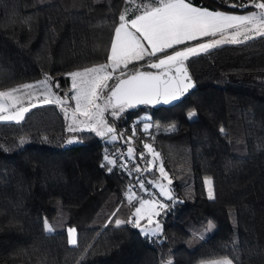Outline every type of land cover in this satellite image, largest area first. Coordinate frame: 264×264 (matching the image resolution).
Wrapping results in <instances>:
<instances>
[{"label":"trees","instance_id":"obj_1","mask_svg":"<svg viewBox=\"0 0 264 264\" xmlns=\"http://www.w3.org/2000/svg\"><path fill=\"white\" fill-rule=\"evenodd\" d=\"M191 2L226 13L255 9L229 6L250 0ZM125 6L124 0H0V90L47 74L59 82L54 92L70 96L66 74L107 62ZM135 66L155 71L145 61ZM186 66L194 87L174 104L139 105L118 119L106 113L122 141L68 131L55 105L33 108L19 123L0 121V264H195L218 257L264 264V38L219 46ZM143 114L176 129L144 132L137 123ZM70 135L77 142L66 144ZM144 143L160 153L176 200L161 199L169 208L156 217L158 236L127 223L134 207L124 193L131 188L140 196L138 179L148 185L149 172L135 171L146 168L139 157ZM128 146L135 159L124 162ZM106 153L117 161L108 165L111 172L101 167ZM45 218L54 231H44ZM67 227L76 229V245L67 242Z\"/></svg>","mask_w":264,"mask_h":264},{"label":"snow or ice","instance_id":"obj_2","mask_svg":"<svg viewBox=\"0 0 264 264\" xmlns=\"http://www.w3.org/2000/svg\"><path fill=\"white\" fill-rule=\"evenodd\" d=\"M125 7L118 16V24L114 28V38L111 40L110 53L107 62L74 70L66 75L71 78V96L67 93L62 97L53 91L58 88L50 83L51 77L34 84H21L7 90H0V121H16L24 119L31 109L43 105H55L63 112L68 121V131H84L94 133L109 142H115L123 133H118L113 124L109 123L106 113L113 119H118L126 109L136 108L139 105L169 104L178 101L194 82L189 74L186 62L202 53H208L222 45H238L257 37L264 38V0H250V4H230V7H254L258 11H251L246 15L228 14L194 6L191 0H124ZM135 4V9L127 5ZM131 13V15H130ZM208 38V39H204ZM202 41L191 44L190 42ZM145 61L147 68L155 71H142L135 66V62ZM133 65L134 70L129 69ZM119 75H115L116 73ZM109 81H114L109 84ZM28 99L25 106L24 100ZM74 101V107L69 105ZM14 109V111H11ZM196 112L188 113L192 119ZM150 120L144 117L142 121ZM153 125L143 122V131L148 132ZM175 131V125L170 128ZM224 129L221 128V132ZM128 137L129 143L135 137ZM23 143V140L21 141ZM73 143V140H68ZM144 149L153 155L148 161V167L141 169L136 165V172H151L157 167L155 160L160 157L149 143L143 144ZM129 160L135 159V149L129 146L122 154ZM140 159H145V153H139ZM103 160L108 165L116 166V159L107 153ZM121 164L120 167H125ZM111 172L112 168L108 167ZM161 181H149L158 190L160 197L167 201L176 202L170 185L173 183L161 161L158 166ZM207 186L208 199H215L213 182L210 178L204 179ZM138 185L150 198L126 193L127 201L133 205L134 212L127 223L141 228V220L147 222V227L141 228L146 236L162 234V224L156 219L169 208V204L157 198L155 193L149 192L143 179H138ZM133 201L136 203L133 204ZM118 211V209H117ZM116 225L124 223L115 221ZM45 232L54 231L47 218L43 221ZM68 243L77 244L76 229L68 228ZM210 264H233L228 257L211 261Z\"/></svg>","mask_w":264,"mask_h":264},{"label":"rangeland","instance_id":"obj_3","mask_svg":"<svg viewBox=\"0 0 264 264\" xmlns=\"http://www.w3.org/2000/svg\"><path fill=\"white\" fill-rule=\"evenodd\" d=\"M206 40V39H205ZM199 42H202V41H196V42H193V43H190V45L189 46H191V44H195V43H199ZM89 67V66H88ZM80 69H82V68H80ZM77 70V69H76ZM72 71H74V70H72ZM72 71H70V72H72ZM70 72H68V73H70ZM114 75H119V73L117 72L116 74H114ZM68 77V76H67ZM44 78H42V79H39V80H36V81H40V80H43ZM36 81H33V82H27L28 84H34ZM68 81H69V94H70V96H71V91H70V88H71V78L70 77H68ZM22 84H25V83H22ZM19 85H21V84H18V85H15V86H12V87H10V88H13V87H17V86H19ZM7 89H9V88H6V89H4V90H7ZM61 96V95H60ZM62 97H63V95H62ZM24 103H25V105H27L28 104V99L27 98H25V100H24ZM69 105L71 106V107H74L75 105H74V101H71L70 103H69ZM106 116H107V114H106ZM144 117H147L145 114H143V115H141L139 118H141V119H143ZM143 122H147V121H143ZM143 122H142V127H143ZM68 121H66V128H68ZM151 124L153 125L151 128H150V131H151V133H161V132H168V130H170V128H171V126L172 125H175L174 123H170V124H166V125H163V124H158V123H155V122H151ZM175 129H176V125H175ZM73 140V143H75V142H77V139L75 138V137H73V136H68L67 138H66V141H65V143L66 144H69L68 143V140ZM118 140L119 141H122V138H119L118 137ZM72 144V143H71ZM129 147V146H128ZM127 147V148H128ZM127 150V149H126ZM126 150L125 151H122L121 153L122 154H124V153H126ZM145 151V153H146V157H145V167H148V161H150V160H153V155L152 154H150V153H148L147 152V150L145 149L144 150ZM122 154H120L121 156H122V158H123V160H124V162H127V158H126V156H124V155H122ZM155 163H156V165H157V167L156 168H154L153 170H154V175H151V172H149V178H147L146 179V181L147 182H149V181H158V182H162V183H165V184H167V181H161L160 180V174H159V171H158V166H159V159H156L155 160ZM150 186H152L153 188H155V194L157 195V198L158 199H164V197H160L159 195H158V192H159V190L153 185V184H150V183H148V185L147 186H145L148 190H149V192H151L150 191ZM204 187H205V192H206V195L208 196V193H207V186L204 184ZM129 189H131V188H128L127 190H126V192L124 193L125 194V197H126V193H128V190ZM141 190V189H140ZM131 192L132 193H135L134 192V190L132 189L131 190ZM141 195L140 196H143L144 198H150L149 196H147L145 193H144V191L143 190H141ZM133 212H134V209H133ZM132 216V215H131ZM130 216V217H131ZM129 217V218H130ZM129 218H128V220H129ZM148 225H147V222L145 221V220H141V228H143V227H147ZM68 228H70V227H67L66 228V238H67V242H68V233H67V229ZM141 228H139L140 230H141ZM211 228H212V225L210 224V225H208V227L206 228V231H210L211 230ZM142 232V231H141ZM202 232H204V231H202ZM202 236L204 235V233H200ZM220 258H223V257H218V258H211V259H203V260H199V261H197L195 264H210V262L211 261H214V260H218V259H220Z\"/></svg>","mask_w":264,"mask_h":264},{"label":"crops","instance_id":"obj_4","mask_svg":"<svg viewBox=\"0 0 264 264\" xmlns=\"http://www.w3.org/2000/svg\"><path fill=\"white\" fill-rule=\"evenodd\" d=\"M251 11H258L257 9H252V10H249L247 12H244V13H228V14H236V15H246L248 14L249 12ZM226 13V12H224ZM117 25V24H116ZM115 28V27H114ZM114 38V29H113V32H112V35H111V39H110V44H109V47H108V52H107V55L110 53V45H111V40ZM205 39H208V38H205ZM27 106V105H25ZM11 111H14V109H12ZM171 130H168V132H170Z\"/></svg>","mask_w":264,"mask_h":264},{"label":"water","instance_id":"obj_5","mask_svg":"<svg viewBox=\"0 0 264 264\" xmlns=\"http://www.w3.org/2000/svg\"><path fill=\"white\" fill-rule=\"evenodd\" d=\"M142 71H145V70H142ZM190 74V73H189ZM193 81V80H192ZM114 83V82H113ZM112 83V84H113ZM192 89V88H191ZM191 89H189V91L191 90ZM175 102H177V101H174V102H172V103H169V104H163V103H161V104H158V105H147V106H149V107H158V106H169V105H172V104H174Z\"/></svg>","mask_w":264,"mask_h":264},{"label":"flooded vegetation","instance_id":"obj_6","mask_svg":"<svg viewBox=\"0 0 264 264\" xmlns=\"http://www.w3.org/2000/svg\"><path fill=\"white\" fill-rule=\"evenodd\" d=\"M145 71H150V70H145Z\"/></svg>","mask_w":264,"mask_h":264}]
</instances>
